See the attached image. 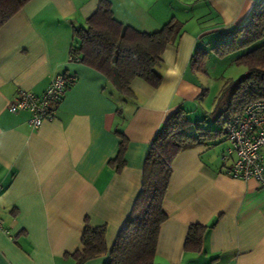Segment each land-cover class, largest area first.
<instances>
[{"label": "crops", "instance_id": "crops-1", "mask_svg": "<svg viewBox=\"0 0 264 264\" xmlns=\"http://www.w3.org/2000/svg\"><path fill=\"white\" fill-rule=\"evenodd\" d=\"M99 1L28 0L0 26V264H75L85 224L106 226L107 252L81 264L106 262L156 130L204 100L205 72L190 68L191 54L229 37L258 0H107L114 19L140 31L172 17L184 23L162 54L161 84L136 78L132 98L70 59L74 29ZM61 73L73 82L37 129L27 110H7L18 91L39 94ZM116 131L126 138L120 169L110 162ZM213 146L174 158L153 264H264V186L226 175L230 159ZM194 223L208 227L199 252L184 247Z\"/></svg>", "mask_w": 264, "mask_h": 264}, {"label": "trees", "instance_id": "trees-1", "mask_svg": "<svg viewBox=\"0 0 264 264\" xmlns=\"http://www.w3.org/2000/svg\"><path fill=\"white\" fill-rule=\"evenodd\" d=\"M27 1L0 0V26ZM183 24L172 17L155 31H140L114 19L109 2L100 0L84 26L74 29L70 59L98 71L121 94L132 98L135 94L131 83L136 78L153 88L161 84L162 54L178 39ZM228 34V40H221L209 49L196 47L190 57V68L205 72V58L210 50L220 55L238 51L235 61L245 65L246 71L223 83L212 110L203 118L191 120L188 111L180 106L156 130L143 160L140 190L104 264H153L159 227L167 216L163 200L176 155L189 148L213 146L227 140L231 118L251 101L264 98V0H258L246 20ZM116 133L120 138L118 151L110 162L120 169L125 163L126 138L121 131ZM207 228L191 224L184 247L199 252ZM105 231L104 224H85L81 247L73 253L75 264L107 252Z\"/></svg>", "mask_w": 264, "mask_h": 264}, {"label": "built area", "instance_id": "built-area-1", "mask_svg": "<svg viewBox=\"0 0 264 264\" xmlns=\"http://www.w3.org/2000/svg\"><path fill=\"white\" fill-rule=\"evenodd\" d=\"M71 81L72 75L61 73L53 76L39 94L20 90L8 103L7 110H27L30 127L37 129L44 120L52 117L55 104L64 96ZM226 137L229 145L222 157L230 159V163L224 167V173L232 178L254 179L264 186V98L251 101L231 118ZM0 231L7 233L1 221Z\"/></svg>", "mask_w": 264, "mask_h": 264}, {"label": "rangeland", "instance_id": "rangeland-1", "mask_svg": "<svg viewBox=\"0 0 264 264\" xmlns=\"http://www.w3.org/2000/svg\"><path fill=\"white\" fill-rule=\"evenodd\" d=\"M229 37L222 39L228 40ZM211 51V50H210ZM209 51L207 58H205V75L202 82L205 83V94L203 102L199 103L196 107L188 108V116L190 119H201L213 108V102L215 96L218 94L223 83L229 79H236L246 71V66L236 63L235 58L240 54L238 51H232L223 55L217 54L214 51ZM210 125V121H207ZM229 145L227 140L214 145L212 148L216 150L226 151V147Z\"/></svg>", "mask_w": 264, "mask_h": 264}]
</instances>
